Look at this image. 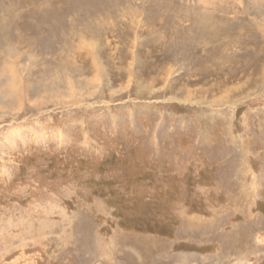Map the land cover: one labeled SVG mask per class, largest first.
<instances>
[{"label": "rangeland", "instance_id": "obj_1", "mask_svg": "<svg viewBox=\"0 0 264 264\" xmlns=\"http://www.w3.org/2000/svg\"><path fill=\"white\" fill-rule=\"evenodd\" d=\"M0 264H264V0H0Z\"/></svg>", "mask_w": 264, "mask_h": 264}, {"label": "bare ground", "instance_id": "obj_2", "mask_svg": "<svg viewBox=\"0 0 264 264\" xmlns=\"http://www.w3.org/2000/svg\"><path fill=\"white\" fill-rule=\"evenodd\" d=\"M12 74H15V69L14 70L12 69Z\"/></svg>", "mask_w": 264, "mask_h": 264}, {"label": "trees", "instance_id": "obj_3", "mask_svg": "<svg viewBox=\"0 0 264 264\" xmlns=\"http://www.w3.org/2000/svg\"><path fill=\"white\" fill-rule=\"evenodd\" d=\"M145 232H149V230L146 228V229H145Z\"/></svg>", "mask_w": 264, "mask_h": 264}]
</instances>
